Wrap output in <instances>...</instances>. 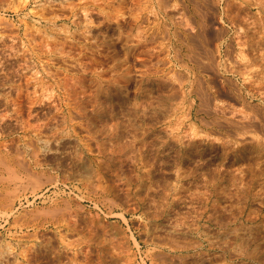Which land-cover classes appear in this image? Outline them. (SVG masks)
Returning <instances> with one entry per match:
<instances>
[{
	"label": "rangeland",
	"instance_id": "rangeland-1",
	"mask_svg": "<svg viewBox=\"0 0 264 264\" xmlns=\"http://www.w3.org/2000/svg\"><path fill=\"white\" fill-rule=\"evenodd\" d=\"M0 264H264V0H0Z\"/></svg>",
	"mask_w": 264,
	"mask_h": 264
}]
</instances>
